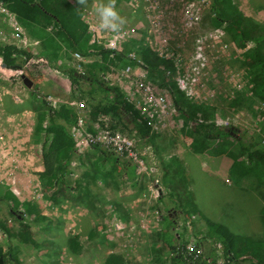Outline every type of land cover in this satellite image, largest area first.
I'll list each match as a JSON object with an SVG mask.
<instances>
[{
	"label": "rangeland",
	"instance_id": "obj_1",
	"mask_svg": "<svg viewBox=\"0 0 264 264\" xmlns=\"http://www.w3.org/2000/svg\"><path fill=\"white\" fill-rule=\"evenodd\" d=\"M128 1L117 0V9L125 23L119 32H111L99 27L100 18L96 11L107 0H88L87 7L71 0L89 25L93 41L109 48L111 40H121L124 33L130 36L115 50L133 53L141 61L140 65H113L99 76L106 83L118 86L138 113L151 120L152 131L147 137H141L123 125H117L116 129L108 122L103 125L107 118L91 117L77 87L73 92L74 83L67 70L75 68L85 73L83 64L94 60L101 62L97 56L77 57L62 49L60 56L64 52V59L52 57L17 15L5 13L6 10L0 7V42L13 43L32 52L29 67L20 72L35 84L34 88H28L21 74L4 67L0 57V221L6 220L8 226L18 227L17 213L13 215L10 212L12 205L2 198L7 191L21 201L36 204L44 218L36 219L35 215L23 213L19 208L22 213H18L30 226L35 243H19L15 238H8L0 228V248L7 252L11 246L20 264H104L109 254L121 256L123 264H169L168 254L156 261L153 252V247L160 245L155 236L162 227V218L171 212L157 199L166 194L163 180L167 177L163 172L170 155L176 148L190 147L192 139L198 137L193 129L196 120L204 124L217 120L225 127L213 139L211 149L199 152L200 156L229 157L227 151L237 144V137L254 149L264 146V101L251 94L250 78L242 64L251 45L248 43L241 48L226 35L220 38V42L212 41L214 33L211 29L216 26L211 25V0L204 3L193 0V4L185 5L178 3L179 0L176 3L170 0L150 2L156 7L158 15L153 17L160 25V31L152 32L150 39L164 44L173 55L189 56L194 39L203 35L202 44L208 59L202 70L206 78L193 86L194 92H184L190 107L196 105V119L179 115L170 88L163 85L167 80L180 90L176 82L185 76L183 60L169 61L170 66L160 65L158 68L162 70L159 71H152L142 61L140 50L144 45L138 34H144V30L136 31V37L131 35L132 29L137 30L142 24L147 27V18L144 17V21L143 16L137 18ZM234 2L245 15L264 24V0ZM192 12H198L200 16L196 25L192 23ZM16 30H21L22 35L17 36ZM32 92L53 106L67 104L78 114L79 122L72 128L77 152L71 160L69 176L75 189L73 200L56 203L45 187L41 176L43 167L37 153L45 149L48 135L45 136L44 130H35V113L30 108ZM238 98L241 103L231 105ZM7 107L12 110L1 113L6 112ZM224 120L228 121L223 125ZM227 130L234 132L236 137ZM94 142H99L101 148L120 161L129 162L136 177L129 179L120 162H105L101 172L96 170L94 161L98 152L92 146ZM185 158L187 163L184 162L186 166L183 164V167L190 172L187 199L196 204L199 214L187 220L184 211L174 212L178 223L173 230L189 247L196 246L198 258L194 264H227L220 245L205 238L206 218L235 232L244 227L247 232L264 234V228L259 227L261 207L264 209V173L259 185L240 190L247 183L236 182L228 174L221 181L219 177L200 171V158L192 154ZM212 160L223 165L218 158ZM237 185L240 187L236 189ZM91 200H94V210L89 206ZM68 237L78 240L81 248L76 253L67 247ZM7 261L11 263L9 258ZM240 262L254 264L242 258Z\"/></svg>",
	"mask_w": 264,
	"mask_h": 264
},
{
	"label": "trees",
	"instance_id": "obj_2",
	"mask_svg": "<svg viewBox=\"0 0 264 264\" xmlns=\"http://www.w3.org/2000/svg\"><path fill=\"white\" fill-rule=\"evenodd\" d=\"M0 3L9 11L17 15L19 21L28 29L30 34L41 40L47 54L54 58H63L64 49L67 53H76L82 57L97 56L88 64H83L85 73L75 68H69L74 86L73 92L79 91L85 101L90 116L106 117L107 122L113 129L117 125H123L129 131H134L141 137H147L152 131L150 119L141 116L135 109L134 104L125 98L121 89L113 84H108L99 76L113 65H132L137 61L131 60L125 51L108 48L92 40L89 25L82 18L78 7L71 0H0ZM212 13L211 25L222 26L225 35L239 47L250 48L245 53L243 65L251 82V94L258 100L264 101V24L256 19L245 15L235 4L234 0H212L210 5ZM142 61L153 70H162L160 65L170 66V62L158 57L148 48L140 50ZM0 56L2 63L12 70H25L29 67V59L32 52L29 49L18 47L11 43L0 42ZM68 58V57H67ZM165 71V70H163ZM163 85L170 88L175 109L183 117L189 116L196 119V105L184 98V92L177 90L174 83L167 80ZM74 94V93H73ZM30 108L35 113V130L45 131V149L38 152L43 171L41 176L45 182L47 191L54 202L73 200L75 189L69 176L71 173V160L77 152L76 139L72 128L76 127L79 117L71 106L60 104L51 105L38 93H31ZM240 99L231 102L237 106ZM6 108V106H5ZM7 112L11 107L5 109ZM198 137L192 139L190 148L193 152L208 151L213 146V139L223 132V127L214 122L200 123L196 120L193 127ZM227 130L235 136L234 132ZM236 137V136H235ZM237 144L229 147L228 156L232 159L230 171L231 178L236 182L247 183L243 190L250 186L259 185L264 173V146L260 148L250 147L238 137ZM219 145V144H218ZM92 146L98 152L95 158V169L101 172L105 162H120L123 165L124 174L129 179L136 177L134 167L127 161H120L115 155L101 148L99 142ZM164 174L167 179L163 180L166 194L158 196V201L164 204V209L171 210L162 218V227L157 231L155 240L160 242L158 247H153L155 260L159 261L165 254L169 264H194L198 258L196 248L190 249L185 242L179 239L174 232L177 220L174 212L181 211L187 219L199 214L196 204L188 200L187 177L184 174L183 165L176 158L171 157L164 166ZM186 177V178H185ZM240 187V185H237ZM242 189V187H241ZM5 200L12 205L10 212L17 219L18 227L8 226L6 220L0 221V228L4 230L8 238H15L19 243H35L30 226L24 222L19 208L23 213L35 215L36 219L43 218L39 208L30 201H21L12 192L3 194ZM165 198V199H164ZM94 210V200L89 202ZM179 208V209H177ZM259 227L264 228V209L261 207ZM20 212V213H18ZM44 219V218H43ZM207 231L205 238L211 240L214 245H220L227 264H240V259H247L254 264H264V234L247 232L244 227L240 232L232 231L228 226L220 222H213L206 218ZM258 228V227H257ZM91 231L88 232L90 236ZM154 242V241H153ZM156 243V242H155ZM157 244V243H156ZM67 247L72 252L79 251L80 244L74 237H68ZM11 260V263L7 259ZM0 264H20L17 253L9 246L7 252L0 248ZM104 264H123L121 256L109 254Z\"/></svg>",
	"mask_w": 264,
	"mask_h": 264
},
{
	"label": "built area",
	"instance_id": "obj_3",
	"mask_svg": "<svg viewBox=\"0 0 264 264\" xmlns=\"http://www.w3.org/2000/svg\"><path fill=\"white\" fill-rule=\"evenodd\" d=\"M153 1H156V0H129L127 2L128 5L130 4L131 7H133L132 8L133 12L136 13L137 18L139 16H143V21H144V17H146L147 18V24H148V25L146 24L147 27H145L142 24L141 28H137V30L132 29L133 34L131 35V37H136L135 33H136V31H139V29L144 30V34H142V33L138 34L139 37L143 39L142 44L144 45V48L149 47L158 57L163 58L165 60H168L170 62H176V61L181 62L183 60L182 69H183L185 76L182 79H177L176 84H177L178 88L180 89V91L185 92L186 94H190V93L194 92L193 86L197 85L200 80L206 78V75H205L206 73L202 70V68H204V66L207 64V59H208L206 56V50H204V44H202L203 40L201 38L203 35H200L198 38L194 39L193 45H192V51L190 52L189 56H188V54H182V55L180 54V57H179L176 55V53L174 55L172 53H170L168 51V48H165L163 46L164 44H161L159 41L154 42V40L150 39L151 38L150 35L152 32H157L158 30L160 31L159 20L156 17H153V15H158V13H156L157 12L156 7L155 6L153 7V5L150 4V2H153ZM170 1H172V3L177 2L176 0H170ZM204 2H206V0H201V3H204ZM178 3L185 5L187 3L193 4L194 1L193 0H179ZM0 7L2 9L6 10L5 13L14 14L12 12H9L1 3H0ZM154 8H155V11H154ZM191 17H192V23L194 25L199 23L200 16H199L198 12H196V13L192 12ZM139 20H141V18H139ZM10 24L13 25L11 22H10ZM211 30L213 31L212 34L214 33V39L212 41L220 42V38H222L225 35V31H224L223 27L217 26V27H215L214 30L213 29H211ZM210 33H205L204 35L210 34ZM16 35L17 36L22 35L21 30H18V31L16 30ZM129 37L130 36L128 34L124 33V34H122L121 40H118V41L111 40L109 47L115 49V47H117L118 45L126 43V41H128V39H129ZM165 42L168 45L167 41H165ZM1 43H4V42H1ZM232 43H234V42H232ZM11 44H13V43H11ZM14 45H16V44H14ZM18 47H20V46H18ZM22 48H24V47H22ZM119 51H121V50H119ZM73 54L77 57H82L76 53H73ZM127 55H129V58L131 60L137 61V64L140 65L141 61L139 59H137L133 53L130 52ZM14 71L20 73L22 76V73L20 72L22 70H14ZM196 94H197V96H199V93L197 91H196ZM79 105L81 106L82 104H79ZM227 121L228 120H224L223 125L226 124ZM150 122H151V120H150ZM216 124L221 126L220 122H218L217 120H216ZM190 219H187V220H190ZM189 248L190 249L196 248V246L189 247ZM196 250H197V248H196Z\"/></svg>",
	"mask_w": 264,
	"mask_h": 264
},
{
	"label": "crops",
	"instance_id": "obj_4",
	"mask_svg": "<svg viewBox=\"0 0 264 264\" xmlns=\"http://www.w3.org/2000/svg\"><path fill=\"white\" fill-rule=\"evenodd\" d=\"M1 113H3V114L5 113L6 114V113H9V112L2 111ZM187 145H188V143H187ZM187 154H192L194 157H197L198 159L200 158L199 161H198L199 162L198 166H199L200 171H202V172H208L210 175L211 174L214 175V177H219V180L223 179V176L226 175V174H228L229 176L231 175L230 167H231V164H232V159L230 157L219 156V155L216 156V157L215 156H212V157L204 156L203 157V156L199 155V152H193L190 147H188V148H176L175 152H173V154L170 155V156L173 157V158H176L178 161H180L182 163V165L183 164L185 165L184 162L187 163V160L185 158ZM216 158L221 160V163L223 164L222 166L217 165L216 163H214V161L212 159H216ZM204 164L206 165V168H205ZM183 170H184L185 176L187 177V187H186V189H187V192L189 194L190 178H188V177H190V172L185 170L184 167H183ZM235 188L237 189L238 187H235ZM235 188H233L232 191H234ZM242 189H243V187H242ZM242 189H240V190H242Z\"/></svg>",
	"mask_w": 264,
	"mask_h": 264
},
{
	"label": "clouds",
	"instance_id": "obj_5",
	"mask_svg": "<svg viewBox=\"0 0 264 264\" xmlns=\"http://www.w3.org/2000/svg\"><path fill=\"white\" fill-rule=\"evenodd\" d=\"M77 3L87 7L88 0H77ZM96 11L100 18L99 27L101 29L111 32H119L121 30L125 20L117 9V0H107L106 3L100 4Z\"/></svg>",
	"mask_w": 264,
	"mask_h": 264
},
{
	"label": "water",
	"instance_id": "obj_6",
	"mask_svg": "<svg viewBox=\"0 0 264 264\" xmlns=\"http://www.w3.org/2000/svg\"><path fill=\"white\" fill-rule=\"evenodd\" d=\"M3 66L4 67H7L4 63H3ZM22 80H23V83L28 87V88H34L35 84L34 82L25 74H22ZM1 262V260H0Z\"/></svg>",
	"mask_w": 264,
	"mask_h": 264
},
{
	"label": "bare ground",
	"instance_id": "obj_7",
	"mask_svg": "<svg viewBox=\"0 0 264 264\" xmlns=\"http://www.w3.org/2000/svg\"><path fill=\"white\" fill-rule=\"evenodd\" d=\"M138 137V136H137ZM158 200V199H157Z\"/></svg>",
	"mask_w": 264,
	"mask_h": 264
}]
</instances>
